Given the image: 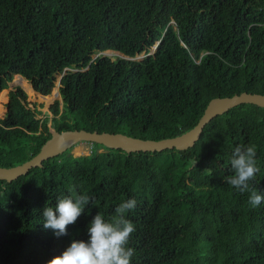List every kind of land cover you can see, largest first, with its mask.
Wrapping results in <instances>:
<instances>
[{"label": "trees", "instance_id": "trees-1", "mask_svg": "<svg viewBox=\"0 0 264 264\" xmlns=\"http://www.w3.org/2000/svg\"><path fill=\"white\" fill-rule=\"evenodd\" d=\"M16 76L28 93L32 80L30 98L44 99L61 78L62 104L38 119L27 94L13 93L0 120V167L38 155L51 128L175 138L213 99L264 95V0H0L1 95L11 97ZM249 144L260 168L250 183L264 194V109L255 105L215 118L185 151L91 144L90 155L75 157L73 146L0 180V264H48L88 239L96 214L111 220L129 199L137 201L124 214L135 226L131 264H264V201L253 208L250 193L226 183L235 148ZM84 193L94 201L67 236L44 228L46 206Z\"/></svg>", "mask_w": 264, "mask_h": 264}, {"label": "clouds", "instance_id": "clouds-1", "mask_svg": "<svg viewBox=\"0 0 264 264\" xmlns=\"http://www.w3.org/2000/svg\"><path fill=\"white\" fill-rule=\"evenodd\" d=\"M256 156L255 145L236 147L230 161L234 174L226 178V183L236 191L250 193L248 202L253 208L264 201V194H260L250 183L260 172ZM90 201H94V197L84 193L60 198L55 207L46 206L43 210L44 228L53 230L57 237L67 236L68 227L77 223ZM136 206L135 199L122 202L111 220L96 214L87 229L88 239L72 240L70 246L61 255L49 260L48 264H131L135 250L128 244L135 226L124 214Z\"/></svg>", "mask_w": 264, "mask_h": 264}, {"label": "water", "instance_id": "water-1", "mask_svg": "<svg viewBox=\"0 0 264 264\" xmlns=\"http://www.w3.org/2000/svg\"><path fill=\"white\" fill-rule=\"evenodd\" d=\"M156 49L157 47L154 48V52ZM19 77L24 79L22 76ZM27 82L35 91L32 80ZM60 82L61 78L58 83V88L60 86ZM58 93L60 94L59 91ZM241 105H255L264 109V95L244 92L240 95H234L233 97L213 99L208 104L199 123L192 130L181 136L163 139L160 141L134 138L121 133H98L86 130L57 132L51 128L52 137L44 144L39 154L20 166L11 168L0 167V180L12 183L20 177L27 175L32 169L42 168L45 161L66 153L73 146L82 142L99 144L109 149L122 150L129 154L140 152L155 153L173 149L185 151L196 145V143L200 140L205 127L215 118L224 115L228 111ZM8 110L9 109L7 108V112Z\"/></svg>", "mask_w": 264, "mask_h": 264}, {"label": "rangeland", "instance_id": "rangeland-1", "mask_svg": "<svg viewBox=\"0 0 264 264\" xmlns=\"http://www.w3.org/2000/svg\"><path fill=\"white\" fill-rule=\"evenodd\" d=\"M104 55L114 58V56H118V53L109 51L107 53H104ZM143 55H140L136 57L135 59L142 60L144 58ZM59 80H58V83H59ZM10 82L11 80L8 83ZM58 83H57V87L53 90L52 94L49 95L46 99L41 98V97L40 98L39 97L30 98L29 96H35V93L34 92L28 93V91L25 90V88L21 85L20 81L17 79V76L14 77V81L10 84L11 97H10L9 91L6 93H3L2 95L0 94L1 96L0 120L2 117L4 118V115L7 112V108L9 109V104L12 99L13 93L16 92L18 88H21L27 94L28 102L30 104L28 105V108L31 109L36 114V117L38 119H45L46 117H49V119H52L54 116L51 112V106L55 103V101H60L62 104L61 96L60 95L59 97L56 96V92L59 91ZM5 86H4V90H5ZM8 100H9V103H7ZM5 104H6V107H5ZM91 149H92V145L90 143L82 142L73 148L72 155L75 157L90 155ZM100 152H102V150Z\"/></svg>", "mask_w": 264, "mask_h": 264}, {"label": "bare ground", "instance_id": "bare-ground-1", "mask_svg": "<svg viewBox=\"0 0 264 264\" xmlns=\"http://www.w3.org/2000/svg\"><path fill=\"white\" fill-rule=\"evenodd\" d=\"M33 91H34V90H33ZM34 93H35V91H34ZM68 146H69V145H68ZM68 146H67V147H68Z\"/></svg>", "mask_w": 264, "mask_h": 264}]
</instances>
